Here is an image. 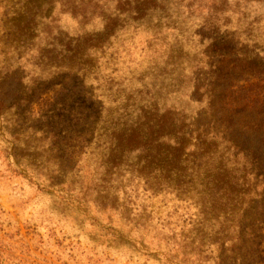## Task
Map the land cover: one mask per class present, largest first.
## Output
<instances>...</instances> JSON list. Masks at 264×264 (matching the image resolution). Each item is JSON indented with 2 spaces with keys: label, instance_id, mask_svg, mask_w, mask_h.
I'll return each instance as SVG.
<instances>
[{
  "label": "rangeland",
  "instance_id": "374dc122",
  "mask_svg": "<svg viewBox=\"0 0 264 264\" xmlns=\"http://www.w3.org/2000/svg\"><path fill=\"white\" fill-rule=\"evenodd\" d=\"M0 264H264V0H0Z\"/></svg>",
  "mask_w": 264,
  "mask_h": 264
}]
</instances>
